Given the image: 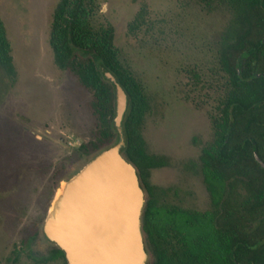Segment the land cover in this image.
<instances>
[{
    "label": "rangeland",
    "instance_id": "1",
    "mask_svg": "<svg viewBox=\"0 0 264 264\" xmlns=\"http://www.w3.org/2000/svg\"><path fill=\"white\" fill-rule=\"evenodd\" d=\"M58 1L0 0L14 65L13 75L0 69V264H9L19 246L24 210L41 201L45 206L46 161L53 163L55 191L87 159L78 147L94 137L89 94L53 59L50 26ZM94 3L95 24L113 29L119 63L149 98L142 135L148 151L166 161L151 171L150 183L163 191L165 203L194 212L211 209L199 155L213 141L226 96L228 77L218 55L231 12L197 0ZM244 196L236 184L229 199ZM39 259L22 256L18 264H42Z\"/></svg>",
    "mask_w": 264,
    "mask_h": 264
},
{
    "label": "trees",
    "instance_id": "2",
    "mask_svg": "<svg viewBox=\"0 0 264 264\" xmlns=\"http://www.w3.org/2000/svg\"><path fill=\"white\" fill-rule=\"evenodd\" d=\"M197 2L208 8L221 4L232 14L218 55L228 77L223 114L214 122L213 141L199 155L209 210L194 212L165 203L163 191L150 183L151 171L166 161L148 151L142 135L149 98L140 80L119 63L113 29L95 24L94 0L57 2L49 39L53 59L90 96L94 137L78 147L88 154L87 160L117 141L114 86L101 67L116 77L127 94L121 153L135 167L144 191L141 231L151 264H264V166L253 155L255 151L264 163V0ZM0 69L14 74L1 20ZM236 184L245 196L232 202L229 197ZM52 248L48 261L67 264L63 251L53 244ZM18 260L16 255L7 262L18 264Z\"/></svg>",
    "mask_w": 264,
    "mask_h": 264
},
{
    "label": "water",
    "instance_id": "3",
    "mask_svg": "<svg viewBox=\"0 0 264 264\" xmlns=\"http://www.w3.org/2000/svg\"><path fill=\"white\" fill-rule=\"evenodd\" d=\"M101 71L114 86L117 141L59 182L42 228L63 251L67 264H145L144 191L135 167L121 153L127 94L110 71L102 67ZM253 155L264 166L255 151Z\"/></svg>",
    "mask_w": 264,
    "mask_h": 264
},
{
    "label": "flooded vegetation",
    "instance_id": "4",
    "mask_svg": "<svg viewBox=\"0 0 264 264\" xmlns=\"http://www.w3.org/2000/svg\"><path fill=\"white\" fill-rule=\"evenodd\" d=\"M237 71L238 73L240 72L238 68H237ZM223 108H224V105L219 106L218 108L220 112L219 116L223 114ZM88 160L87 159L84 160L76 169H74L68 175L75 173ZM42 169H43V173L45 175V181L47 184L46 192L42 195V199H45V203H44L45 206L44 208L43 207L41 208L42 203H43V201H41L40 205L38 204L35 208L30 209V210L29 209L24 210V214L26 213V216H27L26 221L22 219L21 215L20 217H18V222L24 221V225H22V228H20V233L22 237L19 241V246L11 250V255L13 256V258L16 255H18V258H21L23 256V257H27L28 259H32V260H35V257H40L39 262L42 264H45V263L47 264L49 262L48 260H50L51 251L53 248H52V243L46 238L43 232L42 226H43L44 218L47 213L49 203L54 194L53 163L47 160L45 166ZM145 237H146V234H145ZM145 249L148 254L145 264H151L152 256H151L149 249L147 248L146 240H145Z\"/></svg>",
    "mask_w": 264,
    "mask_h": 264
}]
</instances>
